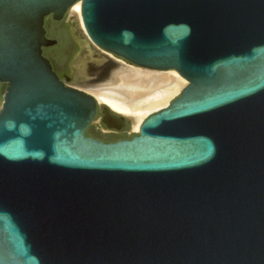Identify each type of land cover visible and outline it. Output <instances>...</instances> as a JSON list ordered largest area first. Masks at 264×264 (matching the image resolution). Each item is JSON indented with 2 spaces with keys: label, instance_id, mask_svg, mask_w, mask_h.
<instances>
[{
  "label": "water",
  "instance_id": "water-1",
  "mask_svg": "<svg viewBox=\"0 0 264 264\" xmlns=\"http://www.w3.org/2000/svg\"><path fill=\"white\" fill-rule=\"evenodd\" d=\"M78 1L99 48L189 82L127 140L86 135L74 47L61 77L43 55ZM0 82V264H264V0H0Z\"/></svg>",
  "mask_w": 264,
  "mask_h": 264
},
{
  "label": "bare ground",
  "instance_id": "bare-ground-1",
  "mask_svg": "<svg viewBox=\"0 0 264 264\" xmlns=\"http://www.w3.org/2000/svg\"><path fill=\"white\" fill-rule=\"evenodd\" d=\"M67 15V23L79 52L70 65L69 73L63 76L64 81L90 94L109 111L124 115V118L133 123L135 130H140L145 118L162 110L160 106L180 91V79L176 75L133 69L100 52L112 55L99 48L89 37L82 20V1L72 5ZM175 72L181 77L178 71ZM3 103L4 98L0 94V110Z\"/></svg>",
  "mask_w": 264,
  "mask_h": 264
},
{
  "label": "flooded vegetation",
  "instance_id": "flooded-vegetation-1",
  "mask_svg": "<svg viewBox=\"0 0 264 264\" xmlns=\"http://www.w3.org/2000/svg\"><path fill=\"white\" fill-rule=\"evenodd\" d=\"M66 17L68 21L67 15L62 20H55L53 18V15H49L46 18L45 23L46 37L54 41L55 43L51 46L44 47L43 55L50 61L53 70L60 77L61 72L59 66H61V64H63L68 59V56L70 55V52L74 47V38L66 21ZM8 87L9 86L7 83L0 82V94L2 96L7 92ZM108 115H111L116 119L118 124L117 126H109L107 124L106 118ZM97 119H100V122H96ZM127 121V118L119 116L117 117L110 112L98 108L95 118L86 131V135L105 143L127 140L129 139L125 135Z\"/></svg>",
  "mask_w": 264,
  "mask_h": 264
},
{
  "label": "rangeland",
  "instance_id": "rangeland-1",
  "mask_svg": "<svg viewBox=\"0 0 264 264\" xmlns=\"http://www.w3.org/2000/svg\"><path fill=\"white\" fill-rule=\"evenodd\" d=\"M71 11V10H70ZM70 13V12H69ZM68 16V15H67ZM66 21H67V17H66ZM74 40V39H73ZM98 49V48H97ZM99 50V49H98ZM100 51V50H99ZM79 52V47H78V45H77V43L75 42V40H74V54H73V60H74V58H75V56L77 55V53ZM100 52H102V53H104L105 55H107V56H110L111 58H113L114 60H116V61H119V62H121V63H123V64H125V65H127L128 67H131V68H133V69H137V70H140V71H145V72H150V73H157V74H170V75H176L179 79H180V81H181V89H180V91L185 87V86H187L189 83H188V81H186V80H182V78L178 75V73L177 72H175V71H169V72H157V71H150V70H146V69H142V68H138V67H135V66H132L131 64H129V62H125V60L123 61V59L121 60V58H119L118 59V57H114V56H112V55H110V54H108V53H105V52H103V51H100ZM73 60H67V74L69 73V71H70V65H71V63H72V61ZM63 77V76H62ZM67 83V82H66ZM68 85H70V86H72L71 84H69V83H67ZM72 87H75V86H72ZM75 88H77V87H75ZM180 91L179 92H177V93H175V94H173L172 96H170L161 106H160V108L161 109H163V108H165V107H167L175 98H177L179 95H180ZM101 108H103V109H105V110H107V108L105 107V106H101ZM109 111V110H108ZM110 113H112V114H115L114 112H112V111H109ZM146 119V118H145ZM144 119V120H145ZM143 120V121H144ZM127 122H130L131 124H132V128H133V132H134V135L136 136V135H138L139 134V130H135V128H134V125H133V123L131 122V121H127Z\"/></svg>",
  "mask_w": 264,
  "mask_h": 264
}]
</instances>
